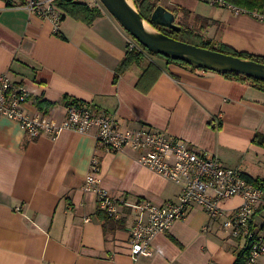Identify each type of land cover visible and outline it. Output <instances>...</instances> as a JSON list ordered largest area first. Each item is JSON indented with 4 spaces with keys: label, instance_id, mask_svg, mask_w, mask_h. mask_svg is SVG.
Here are the masks:
<instances>
[{
    "label": "crops",
    "instance_id": "0c3cea01",
    "mask_svg": "<svg viewBox=\"0 0 264 264\" xmlns=\"http://www.w3.org/2000/svg\"><path fill=\"white\" fill-rule=\"evenodd\" d=\"M87 3L90 1L78 0ZM175 21L215 44L264 57V22L201 0H159ZM54 24L0 0V75L26 88L25 111L59 122L70 102L113 113L121 129L152 127L209 153L224 168L264 184V91L248 82L164 58L145 55L118 76L131 36L107 11L91 24L65 15ZM161 71L148 90L138 89L145 67ZM51 106L41 110L35 100ZM87 134L65 130L31 137L0 117V264H235L246 241L223 226L242 197L222 201L223 214L209 220L191 206L183 219L152 241L154 254L131 257L130 229L137 210L120 206L118 218L101 217L96 196L82 190L95 154L100 185L117 200L163 205L181 188L137 162L140 151L107 153ZM259 229L264 209L255 217ZM208 225V226H207ZM257 264H264V256Z\"/></svg>",
    "mask_w": 264,
    "mask_h": 264
},
{
    "label": "built area",
    "instance_id": "2783aa9c",
    "mask_svg": "<svg viewBox=\"0 0 264 264\" xmlns=\"http://www.w3.org/2000/svg\"><path fill=\"white\" fill-rule=\"evenodd\" d=\"M54 1L4 0L9 7L26 9L51 20L54 33L59 34L62 14L55 8ZM201 1L264 22V9L248 10L226 0ZM128 49H140L132 37L128 41ZM27 97L26 88L10 81L7 72L0 75V117L15 121L31 137L47 135L54 138L65 130L87 134L95 129L96 142L105 152L140 151L139 165L180 186L181 192L174 202L163 205L147 200L136 204L124 203L100 185V161L97 155L92 156L82 190L93 192L99 209L111 218L120 216L122 205L137 210L138 218L129 233L131 257L135 262L142 257H152L154 237L183 219L191 206L204 209L211 221L223 214L221 202L235 196L242 197L243 202L223 226L233 237L246 241L243 264H257L264 256V223L259 229L255 222L258 210L264 209V184L248 181L239 169L224 168L217 157L194 149L160 130L146 126L121 129L113 113L95 111L89 104L68 103L59 122L46 116L30 115L25 111Z\"/></svg>",
    "mask_w": 264,
    "mask_h": 264
},
{
    "label": "water",
    "instance_id": "95a60500",
    "mask_svg": "<svg viewBox=\"0 0 264 264\" xmlns=\"http://www.w3.org/2000/svg\"><path fill=\"white\" fill-rule=\"evenodd\" d=\"M100 2L134 40L152 53L183 61L196 69L244 75L264 82V63L196 46L159 31L152 23L177 32L181 30L175 22V14L160 4L153 10L149 21L141 16L132 1Z\"/></svg>",
    "mask_w": 264,
    "mask_h": 264
},
{
    "label": "trees",
    "instance_id": "16d2710c",
    "mask_svg": "<svg viewBox=\"0 0 264 264\" xmlns=\"http://www.w3.org/2000/svg\"><path fill=\"white\" fill-rule=\"evenodd\" d=\"M226 1L240 8H245L248 10H263L264 9V0H226ZM158 2L159 0H134V4L136 8L138 9L139 13L141 14V16L144 19L149 20V21H150V16L153 10L158 5ZM57 6L65 15L70 16L74 20L81 21L85 24L93 23L94 20H96L102 15L101 8L91 7L87 3L80 2L78 0H57ZM62 19H63V16H62ZM152 25L156 27L162 33L174 39L184 41V42H187V43H190L196 46H200L203 48L212 49V50L220 51L222 53L234 55L240 58L250 59V60H253L259 63H264V57L262 56H256V55H252L246 52H238L232 49L231 47H228L223 44H218V46L215 47L214 42L211 39L204 38L201 35L195 33L193 30H186L181 27V30L177 32L174 30L170 31L167 28L156 25L155 23H152ZM184 38H187V39H184ZM194 40H197L198 43H194L193 42ZM139 46H140V49H133V50L127 49L124 59L120 62L118 66V69H117L118 76L125 73L133 65H139L144 60L146 54L157 56L159 58H164L167 62H177L184 66L194 68L183 61L163 57L162 55L155 54V53L148 51L145 47H143L140 44ZM160 74H161L160 69L156 67L155 64L149 63L143 70V73L140 77L139 84L137 85L138 89H140L142 92H148V90L156 82ZM223 75H225L226 77H231V78H235L238 80H242L244 82H248L252 86L256 87L257 89L264 91V82L258 79L247 77L244 75L231 74V73H226ZM34 103L41 110H47L51 106L50 104H47L45 101L38 100V99H36ZM254 182L256 184H262L261 182H256V181ZM101 213L102 214L100 218H103L104 220L111 219V217L107 216L106 213L104 212H101ZM245 254H246V251L244 253H241L235 264H243L244 259H245Z\"/></svg>",
    "mask_w": 264,
    "mask_h": 264
},
{
    "label": "rangeland",
    "instance_id": "374dc122",
    "mask_svg": "<svg viewBox=\"0 0 264 264\" xmlns=\"http://www.w3.org/2000/svg\"><path fill=\"white\" fill-rule=\"evenodd\" d=\"M86 1H90L93 5H98V6H100V8H101L102 10H105V11H106V9L104 8V6L101 4L100 0H86ZM131 1L134 3V0H131ZM134 5H135V4H134ZM135 7H136V6H135ZM175 22H176V24L178 23V25L182 23V22H178V21H175ZM184 39H187V38H184ZM189 41H190V40H189ZM193 42H194V43H198L197 40H194ZM214 46L217 47L218 44H215V43H214Z\"/></svg>",
    "mask_w": 264,
    "mask_h": 264
},
{
    "label": "flooded vegetation",
    "instance_id": "af4514ba",
    "mask_svg": "<svg viewBox=\"0 0 264 264\" xmlns=\"http://www.w3.org/2000/svg\"><path fill=\"white\" fill-rule=\"evenodd\" d=\"M178 24V23H177ZM180 26V25H179ZM181 27V26H180ZM168 30H170V29H168ZM170 31H172V30H170Z\"/></svg>",
    "mask_w": 264,
    "mask_h": 264
},
{
    "label": "bare ground",
    "instance_id": "6f19581e",
    "mask_svg": "<svg viewBox=\"0 0 264 264\" xmlns=\"http://www.w3.org/2000/svg\"><path fill=\"white\" fill-rule=\"evenodd\" d=\"M131 2V0H129Z\"/></svg>",
    "mask_w": 264,
    "mask_h": 264
}]
</instances>
